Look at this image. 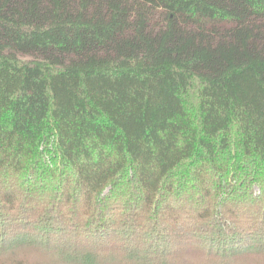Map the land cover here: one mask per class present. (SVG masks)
Segmentation results:
<instances>
[{
  "label": "trees",
  "instance_id": "1",
  "mask_svg": "<svg viewBox=\"0 0 264 264\" xmlns=\"http://www.w3.org/2000/svg\"><path fill=\"white\" fill-rule=\"evenodd\" d=\"M264 259V0H0V264Z\"/></svg>",
  "mask_w": 264,
  "mask_h": 264
},
{
  "label": "rangeland",
  "instance_id": "2",
  "mask_svg": "<svg viewBox=\"0 0 264 264\" xmlns=\"http://www.w3.org/2000/svg\"><path fill=\"white\" fill-rule=\"evenodd\" d=\"M244 261V264H264V259H261L260 261L255 259H242L241 262Z\"/></svg>",
  "mask_w": 264,
  "mask_h": 264
}]
</instances>
